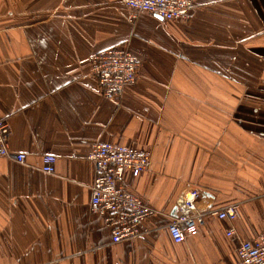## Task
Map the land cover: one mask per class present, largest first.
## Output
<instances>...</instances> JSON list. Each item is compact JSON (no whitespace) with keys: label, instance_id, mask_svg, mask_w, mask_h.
I'll return each mask as SVG.
<instances>
[{"label":"crops","instance_id":"obj_1","mask_svg":"<svg viewBox=\"0 0 264 264\" xmlns=\"http://www.w3.org/2000/svg\"><path fill=\"white\" fill-rule=\"evenodd\" d=\"M193 2L187 20L164 21L131 19L121 0H0V119L26 155L0 158V264H234L264 232V0ZM108 47L139 61L118 97L88 59ZM98 142L148 153L123 183L156 212L119 243L89 208ZM191 187L200 207L236 216H206L175 243L167 226Z\"/></svg>","mask_w":264,"mask_h":264},{"label":"built area","instance_id":"obj_2","mask_svg":"<svg viewBox=\"0 0 264 264\" xmlns=\"http://www.w3.org/2000/svg\"><path fill=\"white\" fill-rule=\"evenodd\" d=\"M130 9L134 19L140 12L157 15L164 21L187 20L194 9L193 0H121ZM91 72L95 75L100 92L107 97H118L126 85L133 84L137 77L139 61L125 47H108L88 57ZM8 123L0 119V158H9L25 163L24 152H13L7 143ZM39 169L53 173L56 157L46 153L41 157ZM88 159L93 164V179L90 185L89 208L103 217L110 231V241L119 243L139 236L144 232L142 221L156 211L144 204L137 196L125 189L123 175L129 170L139 175L147 166L148 153L133 146L111 142H98L92 146ZM202 190L191 187L176 200L175 215L168 223V231L175 243L194 235L206 216L233 220L236 216L232 204L220 208H202L198 199ZM235 234L230 227L227 235ZM238 260L234 264H264V232L251 240H242L237 249Z\"/></svg>","mask_w":264,"mask_h":264},{"label":"water","instance_id":"obj_3","mask_svg":"<svg viewBox=\"0 0 264 264\" xmlns=\"http://www.w3.org/2000/svg\"><path fill=\"white\" fill-rule=\"evenodd\" d=\"M175 211H176V207H174L173 210H172L173 216L175 215Z\"/></svg>","mask_w":264,"mask_h":264}]
</instances>
